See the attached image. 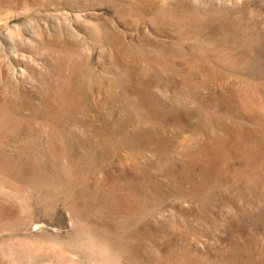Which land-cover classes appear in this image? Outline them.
<instances>
[{"label":"rangeland","instance_id":"obj_1","mask_svg":"<svg viewBox=\"0 0 264 264\" xmlns=\"http://www.w3.org/2000/svg\"><path fill=\"white\" fill-rule=\"evenodd\" d=\"M0 264H264V0H0Z\"/></svg>","mask_w":264,"mask_h":264}]
</instances>
